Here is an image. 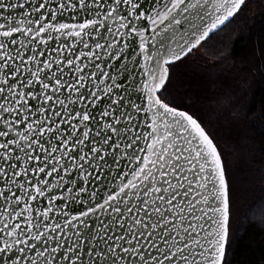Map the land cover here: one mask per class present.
Instances as JSON below:
<instances>
[{"label":"snow or ice","instance_id":"snow-or-ice-1","mask_svg":"<svg viewBox=\"0 0 264 264\" xmlns=\"http://www.w3.org/2000/svg\"><path fill=\"white\" fill-rule=\"evenodd\" d=\"M245 6L0 0V264H236L222 150L169 87Z\"/></svg>","mask_w":264,"mask_h":264},{"label":"trees","instance_id":"trees-1","mask_svg":"<svg viewBox=\"0 0 264 264\" xmlns=\"http://www.w3.org/2000/svg\"><path fill=\"white\" fill-rule=\"evenodd\" d=\"M252 6H255L254 13ZM262 46L264 0H246V6L236 17L200 45L201 50L207 52L206 60L218 58L217 61L208 64L203 55L191 60L193 50L173 68L170 76L169 99L175 103L183 101L178 89H182L185 84L186 77L180 76L186 68L200 72V77L211 79L212 84L207 83L204 91L208 94L222 86L221 80L252 81L242 107L250 164L247 166L245 162L244 170L235 175L234 197L231 193L232 224L240 234L236 264H257L264 254V209L249 214L255 203L264 201V119H260L264 115V59L260 56ZM184 63L185 66H182Z\"/></svg>","mask_w":264,"mask_h":264},{"label":"rangeland","instance_id":"rangeland-1","mask_svg":"<svg viewBox=\"0 0 264 264\" xmlns=\"http://www.w3.org/2000/svg\"><path fill=\"white\" fill-rule=\"evenodd\" d=\"M252 11L255 12V6H252ZM192 54L191 60L199 55H203L204 59H207L205 57L207 52L201 50L200 46ZM217 59L213 58V60L208 59L206 61L213 63ZM182 66H185V63ZM199 75L200 72L189 68L182 71L180 78L186 77L185 84L182 89H178V93H180L183 101L177 104L198 117L218 141L227 167L231 193L234 197L235 175L244 170L245 162L247 166L250 164L248 146L245 142V121L244 114L242 115V107L247 100L252 81L251 79L221 80L222 86L214 91L216 93L208 94L204 91L208 86L207 83L211 82L212 84V81L210 78L208 80ZM248 170L249 168H247Z\"/></svg>","mask_w":264,"mask_h":264},{"label":"water","instance_id":"water-1","mask_svg":"<svg viewBox=\"0 0 264 264\" xmlns=\"http://www.w3.org/2000/svg\"><path fill=\"white\" fill-rule=\"evenodd\" d=\"M232 19H233V18H232ZM228 23H229V22H227L226 25H227ZM223 27H224V26H222V28H223ZM222 28H221V29H222ZM211 35H212V34H211ZM211 35H210V36H211ZM124 83L127 84V81H124ZM132 98L135 99L136 97L133 96Z\"/></svg>","mask_w":264,"mask_h":264}]
</instances>
